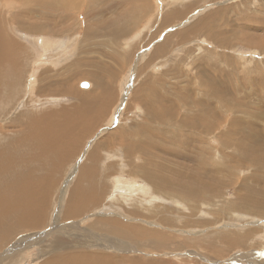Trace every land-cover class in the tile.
Instances as JSON below:
<instances>
[{"label":"rangeland","instance_id":"rangeland-1","mask_svg":"<svg viewBox=\"0 0 264 264\" xmlns=\"http://www.w3.org/2000/svg\"><path fill=\"white\" fill-rule=\"evenodd\" d=\"M131 2L0 0V22L6 31L14 29L11 37L20 42L24 53L20 54L21 93L11 94L14 100L9 112L0 117L1 133L13 134V128L21 127L17 121L27 111L18 114V110L24 102H32L33 110L41 108V112L53 107L60 112L66 107L73 113L85 108L87 99L96 98L101 90L106 91L109 102L99 119L91 115L94 107L75 120L73 115L71 126L77 120L89 121L95 123L91 124L93 130H88L77 153L62 167L51 168V157L46 156L45 167L56 176L41 231L14 234L6 241L3 231L0 260L13 255L14 261L7 264L17 260L16 264H48L52 255L47 244L56 238L76 243L83 254H103L118 264H131L130 260L264 264V196L257 195L261 189L257 181H264V172L245 165L252 150L260 152L254 155L264 160V0H147L145 12ZM37 4H57L61 13L66 11L64 23L55 20L61 25L54 35L34 30L37 22H45L40 18L44 10ZM167 14L175 16L170 23L167 17L163 21ZM215 14L204 30L189 32L194 22ZM42 44L43 54L39 51ZM53 53L64 56L52 59ZM81 83L89 87L83 89ZM152 97L165 103L157 101L151 109ZM72 132L67 136L71 138ZM139 137L145 142L140 141V150L125 153V146L137 144ZM96 153L101 158L93 159ZM93 160L99 166L95 175H89L104 186L94 190L100 192L95 199H102L101 204L80 208V216L67 218L64 214L62 220L58 212L63 213L60 206L69 194L67 184H80L76 180L80 165ZM80 169L83 172L85 167ZM145 169L153 175L168 172L184 180L165 174L167 183L155 189L142 173ZM192 181L212 185L217 181L221 187L215 193L183 189ZM245 183L255 187L256 193L250 196L263 202L262 214L238 208L241 198L237 191L249 197ZM76 190L93 192L81 186ZM158 210L169 224L156 218ZM20 213L13 212L2 221L16 225ZM100 220L119 222L115 227L158 231L169 241L155 251L151 238L136 241L131 234L124 239L103 228L97 230L93 225ZM81 235L90 243H78L83 241ZM224 235H230L232 248L221 243Z\"/></svg>","mask_w":264,"mask_h":264},{"label":"bare ground","instance_id":"bare-ground-1","mask_svg":"<svg viewBox=\"0 0 264 264\" xmlns=\"http://www.w3.org/2000/svg\"><path fill=\"white\" fill-rule=\"evenodd\" d=\"M128 1L131 2V0H128ZM133 3L136 4V9L138 11L145 12V9L147 8V0H133ZM37 5L39 6V4ZM39 7H42V9L44 10V13H42V10L40 13V18H42L41 22L42 21H45V22H42L41 25H40V22L39 23L37 22L39 27H37L38 25L35 26L34 30L37 29L39 32L52 33L54 35V33L56 32V29L62 23H64L65 14H66V11L63 10L64 7L62 8V10L64 11L63 13L60 12L61 8L58 7L57 4H53V5L41 4ZM50 14L51 16L54 15L56 18L53 17L55 19L51 20L50 18V20H48L47 18L48 16H50ZM166 17H167V20H169V23L173 19H175L174 15L167 14L163 16V21L165 20ZM215 17H216V14L210 15L208 18H206V20L200 19L198 20V22H194L190 26L189 32L191 33L192 31L193 33L198 30H202V28L204 30V28L210 21H214ZM55 20H60L59 22H61V24L56 25ZM12 30L14 29L9 28V31L8 29L6 31L5 24L3 22H0V117H3V115L9 112L7 111V108L10 105V103L14 100L13 97L17 93L18 94L21 93V89H20L21 87L18 84L21 78L20 76L22 74V71L20 68V61H21L20 54L24 55V53L21 48L22 46L20 47V42L14 37L13 38L11 37ZM66 32L68 31L65 30V33ZM179 34L180 33H178V35ZM186 35H189L188 32L186 33ZM44 46L42 44L39 47V49L41 50L37 48L42 54L45 50ZM46 47H51V46L49 44H46ZM156 49L158 50V48ZM54 54L55 53H53V55L50 56V58L57 60L59 56L62 58L64 56L63 54L60 55V53L55 54V55ZM45 60H47L46 57H45ZM99 90H101V87L99 88ZM11 94L13 95V97L11 96ZM105 94H106V91L101 90L99 93V96H97L96 98L87 99L85 108L73 110L74 111L73 113L69 112L71 110L69 109L68 111V108L66 107L64 108L63 111H60V112H59L60 109L52 110L54 107L52 109L48 108L47 110H44V112H41L40 111L41 108L40 109L37 108L39 104L35 106L38 110H33L34 106L32 105V102L30 101L24 102L23 104H21L22 106H19L20 108L18 110V114H22L27 111V113L24 115V118H19L17 121V123L21 125V127L13 128L15 129L14 130L15 132L13 134L1 133L2 128L0 129V237L3 238L2 236H4L3 234L5 233L3 231H6L7 235L4 236V238L6 237L4 241L9 239L14 234L20 235L24 232L36 233V232L41 231L40 229L42 227L41 224L44 221V219H46V216H45L46 209L47 207H49L48 200L51 201V198H52L51 194L53 193V188L55 186L54 177L56 176V174H54V172L52 173L51 168L56 170L57 168H60V166L62 167L64 163H67L77 153L80 143H82L85 140L84 138L88 134L87 133L88 130H91V131L93 130V128L91 129V124H95L89 121L82 122L81 120H77L75 125L73 126H71V123L77 118V116L83 115L85 111L90 113L93 107L94 108L92 110L94 112H92L91 115L94 119H99L104 114L103 111L105 110V108L107 109V105H109V102L106 100ZM146 97L149 98V95ZM8 98H11V99L8 100ZM136 98L140 100V96H136ZM161 100H162L161 98H155V97L150 98L149 102L151 104V109L157 106L155 104V102L157 101H160V103L162 104L165 103L164 100L163 101ZM150 110H148V114ZM55 112H58V113L54 114ZM73 115H75V118L72 121ZM82 124H84V126H81ZM70 131H73L71 134L72 135L71 138L67 136V133ZM141 140H142L141 137H139L138 139H136L137 144H135V142L128 143L127 146H125V153L128 152L129 154H131L134 148H136L137 150H140L139 143ZM143 140H147V139L144 138ZM141 143L145 144L144 141H141ZM239 144L240 143H238L237 146ZM252 152L256 155L260 154V152H256L255 150H252ZM254 154L249 155L245 159V165H247L248 167L250 166L254 167L256 169V171L254 172H257V173L261 171L264 172V160L260 159ZM46 156L51 157L48 160L51 163L50 165L51 168L45 167ZM100 156L98 155V153H96L93 156V159L101 158ZM81 166L85 167L83 172L80 169ZM98 166H99V163H97L96 160H93L92 163L90 162L88 164L80 165L79 172H78V178L76 179L80 184L78 183H76L75 185H71L69 183L67 184L68 190H69L68 196L66 195L67 201L65 200L66 201L65 202L63 200L65 204L64 206L63 205L60 206L62 207L63 213L58 212V216H60L62 220H65L64 214L67 215V218H70L71 215L72 217L80 216V215H83L80 208L87 207V206L91 207L93 205L95 206V205L101 204L102 199H100L99 197L95 199L96 195L99 194L100 192L94 193V190L95 191L98 189L102 190L104 186L101 185L102 182H99L98 180H95L96 182L92 181V176L89 175L91 173L95 175L94 173ZM149 166L151 167L150 163H149ZM242 166L243 165H241V167ZM37 173H39V176L37 175L38 177H31ZM142 173L146 177H148L152 181V183L155 184L154 185L155 189L162 188L163 184L167 183V179L164 177L166 176L165 174L175 177L174 175L168 172H165L164 176L155 175V174L153 175V173L149 171L148 169L142 170ZM95 177L96 176H94V179ZM175 178H178L182 181L184 180V177H175ZM257 182L259 183V186L263 190L261 191V189L258 188L257 192H259V189H260V192L257 195L264 196L263 194L264 193V181L258 180ZM158 183L160 184L159 186H157ZM206 183L208 182H202V181L193 182L192 181L191 183L192 185L190 184L191 186L184 187L183 189L187 188L185 190H189L191 188H197L200 190L202 189L212 190L211 192L215 193L217 192L218 188L221 187V183L217 184L218 183L217 181H215L213 185L211 183L209 184H206ZM169 185L172 187L176 186L177 188H180L178 184L175 185L174 183L173 184L169 183ZM80 186L86 189L92 188L93 192L92 191L89 193L85 192L84 194L78 193L76 189H79ZM142 187L143 186H141L140 189H142ZM243 188H245L246 191L249 193V197L248 198L246 197L248 194H246V196H242L243 193H241V190H238L237 191L238 198H241V199H238L240 200V204H238V208L247 209V210H250L249 212L262 214L261 205L263 204V202H259L258 200H255V198H252L250 196L256 193L255 187H251L245 183ZM101 196H103V194H101ZM68 201H70L69 204H67ZM80 203H81V206H80ZM161 210L156 211L157 217L156 216L154 217L160 219L163 225H165L166 223L169 224V222L167 221L168 219L162 217ZM16 211H19V212L21 211L18 222L17 224L15 223L16 225H14V223L11 224L12 219H9L8 221L9 224H11L9 226L5 224L4 221H2L3 217H9L10 215H12L13 212H16ZM150 217H153V216L150 215ZM118 224L119 222H116V221L100 220V221H97V223L93 226H96L97 230L99 231H103L101 229L103 228L104 229L103 232H108L109 234L113 236L121 237L124 239H126L130 234L133 236V239H135L136 241L140 239L143 240V239L151 238L153 240V248L155 251H161V249L164 248L166 241H169V238L167 236H165L164 234H161L158 231L152 232L144 228H136L134 226H127L126 228L115 227ZM145 224H148V222H145ZM185 224L187 225V223ZM54 239L55 240L53 241L51 240L50 243L47 244L48 252L51 253L52 255L51 262L48 264H55V263L57 264H118L115 260L109 259V256H105L103 254L101 255H95L92 253L83 254L84 252H82V250L77 249L78 247L76 243H74L75 244L74 246L68 243L60 242L59 239H56V238ZM19 240H22V239H19ZM80 240H83V241H80ZM80 240H79L80 242L78 243L85 244V245L89 242V240L86 241V239L82 235L80 237ZM220 241L221 243L223 242L225 245L231 248L233 247L231 245L232 241H231L230 235L221 236ZM77 251H79L80 253L75 254L77 253ZM14 254L17 255V259L21 258L19 254L17 253H14ZM11 259L14 261L13 255H12V258L8 257V258H3L2 260H0V264H7V261H10ZM20 260H22V258ZM17 262H19V260H17L16 263ZM127 262H130L131 264H157L153 262L142 263L138 260H130ZM43 264H45V261L43 262Z\"/></svg>","mask_w":264,"mask_h":264},{"label":"water","instance_id":"water-1","mask_svg":"<svg viewBox=\"0 0 264 264\" xmlns=\"http://www.w3.org/2000/svg\"><path fill=\"white\" fill-rule=\"evenodd\" d=\"M83 89H87L89 87L88 83H81L80 85Z\"/></svg>","mask_w":264,"mask_h":264}]
</instances>
